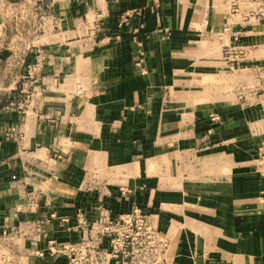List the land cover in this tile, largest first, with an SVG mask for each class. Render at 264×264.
<instances>
[{"label":"crops","instance_id":"obj_1","mask_svg":"<svg viewBox=\"0 0 264 264\" xmlns=\"http://www.w3.org/2000/svg\"><path fill=\"white\" fill-rule=\"evenodd\" d=\"M234 1L0 0V232L78 243L139 207L163 264H264L253 108L221 98L264 0Z\"/></svg>","mask_w":264,"mask_h":264},{"label":"rangeland","instance_id":"obj_2","mask_svg":"<svg viewBox=\"0 0 264 264\" xmlns=\"http://www.w3.org/2000/svg\"><path fill=\"white\" fill-rule=\"evenodd\" d=\"M237 68L238 70L230 75L231 79L237 81L236 96L223 95L221 98L228 101L235 100L240 104L248 102L249 106L253 108L254 136L259 139V144L255 147L256 157L258 158L255 167L262 169L264 167V61H257L250 65V68L253 69L251 79L246 78L248 74L240 70L242 67ZM2 72L3 67L1 68L0 65V78ZM221 80L225 81L224 78H221ZM246 90H249L250 93L246 94ZM4 99L5 94L4 89H2L0 90V103ZM220 118L217 113V120H220ZM260 197L262 198L260 212L264 215V191H262ZM28 230L34 231L37 229H27L19 225L7 229L4 234H1L0 264H154L151 262L153 257H149L144 253L137 254L134 257L123 255L119 258H110L108 261L103 255H93L91 258L89 254V250L92 249L91 246L79 245L78 248L73 249L69 245L71 243L69 241L61 243L59 240L49 238L44 241L37 239L36 233L31 234L32 232ZM110 247L113 246L109 243V240L100 245V248ZM60 248L61 251H59ZM156 259L157 263L155 264H163L165 260L163 255H158Z\"/></svg>","mask_w":264,"mask_h":264},{"label":"built area","instance_id":"obj_3","mask_svg":"<svg viewBox=\"0 0 264 264\" xmlns=\"http://www.w3.org/2000/svg\"><path fill=\"white\" fill-rule=\"evenodd\" d=\"M154 1L156 4H159V0ZM233 4L234 10H237V1L235 0ZM261 9L262 11L256 14V16L264 18V1L261 3ZM226 29H229V26H227ZM239 37V35H235L234 38L238 40ZM234 52L240 55L244 53L241 48ZM228 53H231L230 49H227V54ZM231 67L237 68L235 65H231ZM26 68V80L31 84L32 89L36 90V73L39 69V64L26 63ZM214 118H217V115H214ZM77 216L79 224L85 226L86 219L84 214L79 212ZM105 222L106 223L101 226H94L91 228V231H89L90 238H84L78 243H69V245L72 246L73 249L78 248L79 245L91 246L92 249H88L91 258L93 255H103L107 261L110 258L123 257V255L134 257L142 253L149 257L152 256L153 260L151 259V262L154 264L157 263L156 257L158 255H163L165 259L164 255L167 249V239L157 229L151 216L139 207L133 208L130 212L121 213L114 218L108 217ZM5 231L6 230L0 232V236L4 234ZM106 240H109V243L113 247L100 248V245H103V242ZM59 251H61V248ZM41 254H43V252H41Z\"/></svg>","mask_w":264,"mask_h":264}]
</instances>
